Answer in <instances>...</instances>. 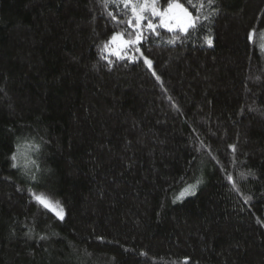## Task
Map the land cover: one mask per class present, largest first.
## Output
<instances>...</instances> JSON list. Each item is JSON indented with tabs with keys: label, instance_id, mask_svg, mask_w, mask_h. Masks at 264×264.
<instances>
[{
	"label": "trees",
	"instance_id": "trees-1",
	"mask_svg": "<svg viewBox=\"0 0 264 264\" xmlns=\"http://www.w3.org/2000/svg\"><path fill=\"white\" fill-rule=\"evenodd\" d=\"M203 2L149 68L121 0H0V264H264V0Z\"/></svg>",
	"mask_w": 264,
	"mask_h": 264
},
{
	"label": "snow or ice",
	"instance_id": "snow-or-ice-1",
	"mask_svg": "<svg viewBox=\"0 0 264 264\" xmlns=\"http://www.w3.org/2000/svg\"><path fill=\"white\" fill-rule=\"evenodd\" d=\"M125 9H130L131 18L128 19L127 25L131 29L128 33L129 39H124L123 33H114L113 36L106 42L103 46V50H108L110 54L116 55L118 58H125L124 55H121V51H124L125 55H128V52L139 53V55H132L130 59H140L143 58L144 62L148 65L149 68L152 67V61L147 57L143 56V52H140L137 47L141 41L143 27H146L149 31L159 35L156 32L158 25L153 24L150 17H159V27L167 28L170 32L176 33L179 32L185 34V38L191 36L192 32H196L203 27V21H207L210 15L215 14V10L209 15H203L202 9L205 7L203 0L199 4H194L193 0H186L188 7H185L180 0H167V6L161 10L158 7V0H121ZM215 0H207V6L211 7L214 4ZM189 8H192V11H189ZM193 12L196 14L193 15ZM109 15H113L109 13ZM115 18V17H114ZM135 21V23H133ZM146 21V24H145ZM143 25V27H142ZM251 33L249 39H251ZM264 35V34H262ZM177 40H180L179 35H174L173 39L168 41L169 43H175ZM206 43L211 45V37H205ZM117 45L116 50L112 51L109 49L110 45ZM261 48H264V44L260 45ZM102 50V51H103ZM104 59L108 60L109 64L112 61L108 56H103ZM159 79V77H157ZM37 149L39 146H35ZM13 161L17 159L14 154L12 157ZM15 167V164L13 165ZM230 180L232 177H228ZM35 179V177H33ZM200 181H197L196 184H199ZM196 185H188L184 190H182L176 199H182L185 195L195 194ZM41 204L46 208L51 209L55 214L61 219H64L63 207L59 202H53L45 197L43 194L35 197ZM187 258H185V261Z\"/></svg>",
	"mask_w": 264,
	"mask_h": 264
},
{
	"label": "rangeland",
	"instance_id": "rangeland-1",
	"mask_svg": "<svg viewBox=\"0 0 264 264\" xmlns=\"http://www.w3.org/2000/svg\"><path fill=\"white\" fill-rule=\"evenodd\" d=\"M153 24H156V25L159 24V20L156 23H153ZM116 48H117V45L113 44V45H111L110 50L114 51V50H116ZM121 53H122V51H121ZM44 196L47 197L48 199H50L53 202V204H55V202H57V200L53 199L52 197H50L48 195H44Z\"/></svg>",
	"mask_w": 264,
	"mask_h": 264
}]
</instances>
